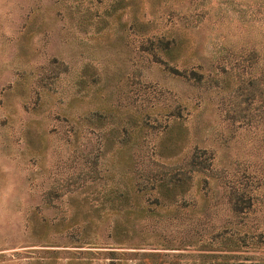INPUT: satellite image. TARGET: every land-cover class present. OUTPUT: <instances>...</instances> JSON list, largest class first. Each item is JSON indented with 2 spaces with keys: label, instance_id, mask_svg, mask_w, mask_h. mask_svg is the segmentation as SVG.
<instances>
[{
  "label": "rangeland",
  "instance_id": "374dc122",
  "mask_svg": "<svg viewBox=\"0 0 264 264\" xmlns=\"http://www.w3.org/2000/svg\"><path fill=\"white\" fill-rule=\"evenodd\" d=\"M0 264H264V0H0Z\"/></svg>",
  "mask_w": 264,
  "mask_h": 264
}]
</instances>
